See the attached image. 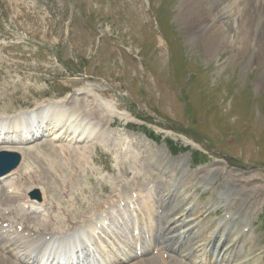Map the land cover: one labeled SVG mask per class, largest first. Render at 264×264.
Returning a JSON list of instances; mask_svg holds the SVG:
<instances>
[{
  "label": "rangeland",
  "instance_id": "374dc122",
  "mask_svg": "<svg viewBox=\"0 0 264 264\" xmlns=\"http://www.w3.org/2000/svg\"><path fill=\"white\" fill-rule=\"evenodd\" d=\"M179 3L0 0V113L14 114L60 98L67 107L84 112L92 103L82 93L88 88L130 116L115 117L110 126L100 116H91L86 128L94 134L85 145L92 153L85 145L64 141L27 143L33 151L21 155L10 177L25 175L39 187L50 185L43 199L56 204L55 215H67L85 211V202L105 201L117 181L136 172L138 201L141 194L148 195L152 207L151 227H159L165 213L176 210L169 203V211L158 204L163 181L169 184L168 192L185 195L184 184L205 177L207 188L189 184V198L178 205H197L203 236L218 221L228 222L229 236L217 234L211 248L235 244L227 256L220 251L223 262L216 264H264V86H255L262 69L256 64L240 75L246 58L232 59L231 50L207 58L195 44L193 31L182 28L177 19ZM178 157L185 159L183 168L176 163ZM150 160L165 165L166 176ZM75 179L83 184L63 188V180ZM224 201L231 202L234 215L243 209L247 232L239 229V220H221ZM228 255L234 259L231 263ZM167 258L158 255L153 262L187 264L178 255Z\"/></svg>",
  "mask_w": 264,
  "mask_h": 264
},
{
  "label": "bare ground",
  "instance_id": "6f19581e",
  "mask_svg": "<svg viewBox=\"0 0 264 264\" xmlns=\"http://www.w3.org/2000/svg\"><path fill=\"white\" fill-rule=\"evenodd\" d=\"M177 19L182 28L193 31L195 44L202 48L207 58L231 50L232 59L239 61L246 58L240 75L246 74L254 65H260L262 70L255 79V86H264V0H180ZM82 93L92 102L91 108H85L84 112L79 108L67 107L66 99L60 98L14 114L0 113V150H14L24 155L33 151L27 143L44 139L51 143L64 141L67 145L84 146L92 134L91 129L86 128L90 126L91 116H100L98 118L109 126L115 117L130 119L128 114L116 111L114 105L98 95L99 93L96 94L88 88ZM181 139L193 147H198L185 137ZM85 149L92 153L87 145ZM180 157L176 159V163L183 168L185 159L181 160ZM150 161L166 176V169L162 168L165 165L161 166L156 160ZM17 168L0 177V183L5 187L0 190V264H154L153 259L158 255L161 259L178 255L187 264H216L221 260L220 251L227 256L235 244L230 241L229 245L218 243L211 248L217 234L220 233L221 237L226 238L229 236L226 231L228 222L218 221L214 229L203 236L205 230L198 221L197 205L193 207L194 202L191 206L190 202L182 207L178 205L180 199L189 198L186 191L189 184L207 188L208 183L204 184L205 177H195L184 184L185 195L168 192L169 184L163 181V197L158 204L165 207L169 203L170 207L176 206V210L165 213L159 227H151L149 222L152 207L147 205L148 195L141 194L138 201L139 192L135 191L138 177L136 172L129 178L117 181L112 187V194L105 201L85 202V211L76 209L73 212V209V213L67 215H59L55 211V215L53 205L56 204H46V198L43 199V194L52 188L48 182L46 186L39 187L38 182H30L32 180H28V176L10 177ZM52 178L54 181L59 180ZM81 182L79 179L62 181L63 188L69 189L73 185L79 187ZM36 190L42 201H36L30 196ZM234 190L238 193L244 192L243 189ZM136 193L137 199L134 198ZM69 194L70 192L66 193L67 196ZM224 196L229 199L230 193L225 192ZM140 201L142 208L139 206ZM170 207H165V211H169ZM230 207L231 202L224 201L225 219L221 220H239V229L247 232L249 228L247 219L243 218V209L239 208L234 215ZM161 216L162 212L158 209V217ZM234 216H237L236 219ZM126 223V227L121 228V224ZM238 235L237 232L234 237ZM145 256L151 258L144 262L141 258ZM230 259L229 256L227 262L234 260Z\"/></svg>",
  "mask_w": 264,
  "mask_h": 264
},
{
  "label": "water",
  "instance_id": "95a60500",
  "mask_svg": "<svg viewBox=\"0 0 264 264\" xmlns=\"http://www.w3.org/2000/svg\"><path fill=\"white\" fill-rule=\"evenodd\" d=\"M20 161V155L13 151H0V176L14 169ZM32 197L39 199L38 191L32 193Z\"/></svg>",
  "mask_w": 264,
  "mask_h": 264
}]
</instances>
